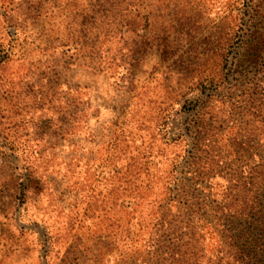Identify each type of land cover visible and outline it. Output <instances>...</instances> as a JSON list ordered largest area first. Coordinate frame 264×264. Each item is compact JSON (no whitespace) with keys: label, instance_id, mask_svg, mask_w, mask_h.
<instances>
[{"label":"rangeland","instance_id":"obj_1","mask_svg":"<svg viewBox=\"0 0 264 264\" xmlns=\"http://www.w3.org/2000/svg\"><path fill=\"white\" fill-rule=\"evenodd\" d=\"M120 1L0 0V264H135L184 105L264 33V0Z\"/></svg>","mask_w":264,"mask_h":264},{"label":"trees","instance_id":"obj_2","mask_svg":"<svg viewBox=\"0 0 264 264\" xmlns=\"http://www.w3.org/2000/svg\"><path fill=\"white\" fill-rule=\"evenodd\" d=\"M248 36L226 55L220 79L183 107L186 148L165 176L135 264H264V33Z\"/></svg>","mask_w":264,"mask_h":264}]
</instances>
